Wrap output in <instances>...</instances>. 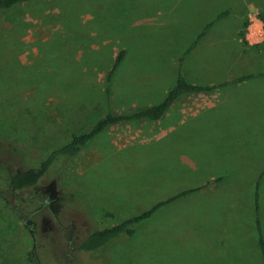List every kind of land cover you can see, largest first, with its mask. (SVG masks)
I'll return each instance as SVG.
<instances>
[{
	"label": "rangeland",
	"instance_id": "obj_1",
	"mask_svg": "<svg viewBox=\"0 0 264 264\" xmlns=\"http://www.w3.org/2000/svg\"><path fill=\"white\" fill-rule=\"evenodd\" d=\"M251 16L264 31V0H30L0 13V264H260L249 204L230 206L206 184L235 179L238 149L264 150V75L183 95L158 121L121 122L58 158L35 186L8 187L9 173L37 166L98 118L120 50L119 111L160 101L193 42L181 67L191 82L264 74V35L244 37ZM201 185L131 237L78 249L93 229Z\"/></svg>",
	"mask_w": 264,
	"mask_h": 264
},
{
	"label": "trees",
	"instance_id": "obj_2",
	"mask_svg": "<svg viewBox=\"0 0 264 264\" xmlns=\"http://www.w3.org/2000/svg\"><path fill=\"white\" fill-rule=\"evenodd\" d=\"M30 0H0V13L11 11L12 9L26 4ZM245 26V25H244ZM242 35V33H241ZM203 36V33L199 37ZM195 42L188 45L183 51L182 55L178 58L177 73L176 76L169 87V89L164 94L163 98L156 102L143 107H139L131 110L119 111L111 102L112 94V83L116 70L121 65L125 57V51L120 50L115 56L111 66L104 75V94H105V105L98 116V118L93 121L86 128L73 129L70 131L67 140L53 147L52 150L47 154V156L42 159L37 166H31L23 170L14 171L9 173L8 177V187L11 191H22L27 188L35 186L39 179L44 175V173L53 165V163L58 158H71L76 156L81 152L84 146L97 137L105 130L110 127H113L121 122H131V121H141V120H151L158 121L164 118L167 110L183 95L192 94V93H202V92H211L215 89L225 88L230 85H237L239 83L251 80L257 75H264L263 73L254 74H243L239 75L233 79L225 80L222 82L214 84H198L189 81L182 72V63L185 57L194 47ZM256 47L262 48L264 52V41ZM12 154H17L15 150L12 151ZM212 184H206V186H211ZM203 186H197L185 191H180L173 195H170L166 198L156 201L154 204L148 208L137 213L133 217H126L120 222L115 223L111 226L104 228L93 229L81 242L78 244L79 250L84 251H93L97 250L106 244L118 239L121 236L131 237L134 234L135 226L146 219H149L159 210L163 209L165 206L171 202L186 196L190 192L197 191ZM255 223L258 231V241L260 247V254L262 255L263 264H264V243L263 238L260 234L259 227V218H258V207L255 203Z\"/></svg>",
	"mask_w": 264,
	"mask_h": 264
},
{
	"label": "crops",
	"instance_id": "obj_3",
	"mask_svg": "<svg viewBox=\"0 0 264 264\" xmlns=\"http://www.w3.org/2000/svg\"><path fill=\"white\" fill-rule=\"evenodd\" d=\"M238 146L243 145L240 144ZM230 154L231 152L229 151L228 155L223 158H230ZM233 158H235V161L230 163L229 166H232L235 170V179H231L230 182L226 180L215 181L210 187L211 191L214 196H226L230 206L238 203L239 205L249 204L253 210V213L247 214L249 221L252 219L255 222L256 211L254 204L257 203L260 234L264 243V150H261L259 146L255 148L249 146L248 152L238 149L229 160ZM224 165L227 166L228 163ZM223 173H226V171ZM252 173L255 174L252 176ZM256 237L258 245H254L256 248L255 252L259 254L260 264H263L257 234Z\"/></svg>",
	"mask_w": 264,
	"mask_h": 264
},
{
	"label": "built area",
	"instance_id": "obj_4",
	"mask_svg": "<svg viewBox=\"0 0 264 264\" xmlns=\"http://www.w3.org/2000/svg\"><path fill=\"white\" fill-rule=\"evenodd\" d=\"M263 23L257 16H251L246 27L245 41L249 44H258L263 40Z\"/></svg>",
	"mask_w": 264,
	"mask_h": 264
}]
</instances>
